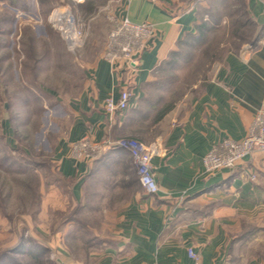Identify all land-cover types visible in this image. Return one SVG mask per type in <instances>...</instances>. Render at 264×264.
I'll use <instances>...</instances> for the list:
<instances>
[{
	"label": "crops",
	"instance_id": "0c3cea01",
	"mask_svg": "<svg viewBox=\"0 0 264 264\" xmlns=\"http://www.w3.org/2000/svg\"><path fill=\"white\" fill-rule=\"evenodd\" d=\"M75 1L85 15L106 3L108 10L90 23L83 56L94 60L86 61L83 87L68 101V127L53 161L69 201L92 215L97 237L84 257L66 254L62 263L264 264V254L246 255L264 249V152L210 175L202 165L221 139L241 140L264 105V0ZM214 9L232 10L231 17L240 20L237 32L248 34L252 46L228 49L210 69L200 66L184 91L156 77L169 73L173 53L189 46L203 20L200 10ZM107 14L153 26L131 77L102 58L111 27ZM211 51L213 63L217 55ZM123 82L131 93L129 107L109 121L104 100L118 99ZM84 137L96 142L134 137L159 145L162 155L152 160L158 193L142 189L126 150L95 160L73 158L71 144Z\"/></svg>",
	"mask_w": 264,
	"mask_h": 264
},
{
	"label": "rangeland",
	"instance_id": "374dc122",
	"mask_svg": "<svg viewBox=\"0 0 264 264\" xmlns=\"http://www.w3.org/2000/svg\"><path fill=\"white\" fill-rule=\"evenodd\" d=\"M78 3L0 0V264L9 259L14 264L31 262L27 255L13 251H26L32 242L49 248L44 264L56 259L65 262L66 254L79 259L89 248L80 236L93 235H85L93 232L92 215L69 201L67 185L53 161L55 147L68 127V101L83 87L86 61L94 60L83 56L90 23L108 5L85 15ZM55 7H67L87 30L75 53L47 21ZM200 11L208 42L183 48L169 63V73L155 75L181 91L200 75V66L205 68L207 63L210 69L228 49L252 46L248 34L237 32L240 20L231 17L232 10ZM210 51L217 55L213 63L207 57ZM258 254H264V249L246 252L250 257Z\"/></svg>",
	"mask_w": 264,
	"mask_h": 264
},
{
	"label": "built area",
	"instance_id": "2783aa9c",
	"mask_svg": "<svg viewBox=\"0 0 264 264\" xmlns=\"http://www.w3.org/2000/svg\"><path fill=\"white\" fill-rule=\"evenodd\" d=\"M108 10V5L100 12ZM111 27L107 34L102 58L113 68L122 66L131 76L139 68L141 53L147 47L149 39L153 36V26L148 22H132L127 17H118L107 14ZM48 23L60 34L65 41L67 49L75 53L82 47L87 30L74 17L67 7H55L47 17ZM125 82H123V87ZM131 98L126 86L120 91L119 98L108 96L103 103L104 112L111 121L115 116L121 115L128 107ZM123 149L129 152L136 169L138 182L148 194H157V184L152 160L162 155V149L156 143L145 144L134 137H121L113 140L92 141L84 137L70 146V154L75 159H98L107 151ZM255 152H264V105L255 113L241 140L229 137L218 141L202 158L203 172L210 175L216 171L234 168L240 161ZM254 179L255 176L251 175ZM188 255L195 261L198 255L191 248Z\"/></svg>",
	"mask_w": 264,
	"mask_h": 264
},
{
	"label": "trees",
	"instance_id": "16d2710c",
	"mask_svg": "<svg viewBox=\"0 0 264 264\" xmlns=\"http://www.w3.org/2000/svg\"><path fill=\"white\" fill-rule=\"evenodd\" d=\"M205 27H206V23L201 22L199 24V27L197 28L196 35L192 38L191 42L187 43L189 46H191L193 43H197V42L202 45V43L205 42V39H206V34H204V31H206ZM181 51H179V53H176V52L173 53L174 55L172 54L173 56H171V62L175 60V58L180 54ZM91 233L94 235L93 232H87V233H85V235H88V234H91ZM93 235H91L88 238H82V236H80V237H81L82 242L86 243V245L90 247L91 243L93 244V237H95V235L94 236ZM94 240H95V238H94ZM31 245H32L31 246L32 248H29L30 250L28 249V250L25 251V250L21 249L20 251H13V252H20L21 254H25L28 257H30V260H32V261L28 262V264H36V263L37 264H44V263H46L43 258L45 256L44 255L45 252H47L49 250V248L45 247L44 245L33 243V242H32ZM7 264H14V262L13 261L11 262V259H9V263H7ZM16 264H23V263L18 262ZM53 264H63V263H62L61 259H56V261H54Z\"/></svg>",
	"mask_w": 264,
	"mask_h": 264
}]
</instances>
